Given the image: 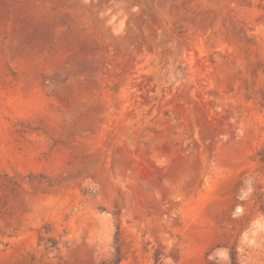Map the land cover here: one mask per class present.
Returning a JSON list of instances; mask_svg holds the SVG:
<instances>
[{"label":"rangeland","instance_id":"1","mask_svg":"<svg viewBox=\"0 0 264 264\" xmlns=\"http://www.w3.org/2000/svg\"><path fill=\"white\" fill-rule=\"evenodd\" d=\"M0 264H264V0H0Z\"/></svg>","mask_w":264,"mask_h":264},{"label":"trees","instance_id":"2","mask_svg":"<svg viewBox=\"0 0 264 264\" xmlns=\"http://www.w3.org/2000/svg\"><path fill=\"white\" fill-rule=\"evenodd\" d=\"M260 203H262V202H260ZM262 207H263V204L261 205V209H262Z\"/></svg>","mask_w":264,"mask_h":264}]
</instances>
